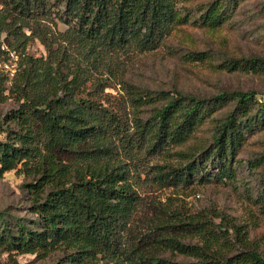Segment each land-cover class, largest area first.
Masks as SVG:
<instances>
[{
  "label": "trees",
  "instance_id": "16d2710c",
  "mask_svg": "<svg viewBox=\"0 0 264 264\" xmlns=\"http://www.w3.org/2000/svg\"><path fill=\"white\" fill-rule=\"evenodd\" d=\"M180 1L0 0V34L21 54L9 84L0 71V104H15L0 115V178L11 170L23 176L34 215L28 226L18 221L10 228L1 220L0 249L47 255L62 248L67 252L63 264H264V257L243 240L239 226L223 222L224 217L216 223L204 212L187 213L153 220L143 228L135 222L137 193L130 170L117 157L118 146L134 163L143 152L182 144L230 97L199 100L161 92L167 102L132 132L126 116L110 106L105 89L113 83L97 74L99 62L158 48L190 19L179 9ZM239 2L215 0L198 20L219 26ZM55 19L63 22V31L40 25ZM32 38H39L46 55L27 52ZM230 63V70L264 72V58ZM232 96L236 105L216 125L213 146L199 160L171 170L165 176L169 185H187L195 172L200 181L234 176L237 149L264 124V103L252 115L254 97L241 92ZM208 164L217 166L218 173H209ZM187 237L197 241L185 244L181 239ZM167 251L194 261L159 258Z\"/></svg>",
  "mask_w": 264,
  "mask_h": 264
},
{
  "label": "rangeland",
  "instance_id": "374dc122",
  "mask_svg": "<svg viewBox=\"0 0 264 264\" xmlns=\"http://www.w3.org/2000/svg\"><path fill=\"white\" fill-rule=\"evenodd\" d=\"M214 1L181 0L178 6L182 14L189 13L187 23L176 26L155 50L129 51L106 62L97 61V74L110 77L113 84L105 89V94L110 106L126 116L131 132L153 119L156 110L167 102L161 92L167 96L181 94L186 99L199 100L222 94L230 96L227 105L217 108L199 124L186 142L170 143L157 153L143 152L134 163L119 145L117 157L131 172L129 181L137 193L134 217L138 226L143 228L153 220L204 212L216 223L222 222L221 217H224L223 222L228 220L239 226L243 240L264 257V124L260 123L247 134L237 149L231 179L203 178L200 181L197 172L193 175L195 179L187 185L172 186L165 179L171 170L185 166L191 160H199L202 153L213 146L216 125L236 105L233 94L241 92L255 98L252 115L259 114L258 108L264 103V72L226 68L234 59L264 58V0H240L229 19L211 28L198 17ZM40 25L47 31L65 29L59 19L41 21ZM25 32L30 33L26 29ZM27 52L44 56L46 48L39 38H32L27 43ZM192 53H201L200 59ZM14 105L11 100L1 103L0 115ZM2 138L0 131V140ZM206 170L211 174L219 171L217 166L209 164ZM23 182V176L14 170L0 178V222H8L10 228L18 221L28 226L34 219ZM181 241L194 244L197 240L187 237ZM228 242L234 244V240ZM66 254L62 248L47 255L8 254L0 249V264H63ZM158 256L171 262L194 261L169 251Z\"/></svg>",
  "mask_w": 264,
  "mask_h": 264
},
{
  "label": "built area",
  "instance_id": "2783aa9c",
  "mask_svg": "<svg viewBox=\"0 0 264 264\" xmlns=\"http://www.w3.org/2000/svg\"><path fill=\"white\" fill-rule=\"evenodd\" d=\"M20 52L9 45L4 35L0 34V71L10 83L19 66Z\"/></svg>",
  "mask_w": 264,
  "mask_h": 264
}]
</instances>
